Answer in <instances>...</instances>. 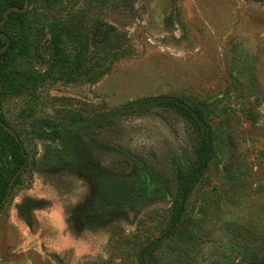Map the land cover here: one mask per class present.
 <instances>
[{
    "label": "rangeland",
    "instance_id": "rangeland-1",
    "mask_svg": "<svg viewBox=\"0 0 264 264\" xmlns=\"http://www.w3.org/2000/svg\"><path fill=\"white\" fill-rule=\"evenodd\" d=\"M25 19L10 76L46 73L52 28L69 55L87 39V67L105 71L0 96L28 157L0 207V264H258L264 0H29ZM110 31L114 45L91 52ZM160 95L184 97L204 123L158 104L120 111ZM203 130L209 161L172 219ZM10 156L0 145V185Z\"/></svg>",
    "mask_w": 264,
    "mask_h": 264
},
{
    "label": "trees",
    "instance_id": "trees-1",
    "mask_svg": "<svg viewBox=\"0 0 264 264\" xmlns=\"http://www.w3.org/2000/svg\"><path fill=\"white\" fill-rule=\"evenodd\" d=\"M23 5L24 0H0V20L3 18V12L9 6L22 7ZM26 15L27 10L24 12L10 10L7 19L0 24V47L3 46L6 42V37L1 35V33L6 34L10 40L8 47L1 52L0 56V83L2 85L0 96L10 87L17 89L19 92L27 91L28 89L29 91H31L32 89H35L38 84L41 83V80L46 77L53 79H58V77H60L65 79L66 75L67 80H76L78 77H80V75L87 74V79L95 80L96 77H99L100 74L105 71V69L95 70V67L99 66V63H97V61L93 62V64H90L92 68L87 67V53H90V50L87 47V39L82 43V49L78 51V54L75 53L74 55H69V52H67L64 46H62L63 39L61 36V31H57L55 28H52L50 30V38L47 41V56L45 54L38 55V57H42L41 61L48 63L46 73L42 75H34L32 71H28L20 74H18L19 72H17L18 75L16 74L10 76L9 71L7 70V66L11 62L16 60L17 57L24 56L28 49V39L21 40L19 36L20 30L24 29ZM16 30L17 32H14ZM112 35L113 33H111L110 31L108 37L105 36L102 38V40H99L97 38V42L94 44V48L91 50V52L97 51L95 53H98V50H101L109 45H111L112 47V45H114L111 44L112 40L114 39H112ZM78 40L79 39H77V41ZM72 43H74V41H72ZM107 68L108 66L106 67V69ZM55 72L59 73L60 76H53V73ZM154 104L162 105L168 108H175L176 111L186 116L189 120L198 123V126H200L201 123H204V114L202 113V111L190 106L188 101L180 95L179 97H168L160 95L153 98L143 99L142 101H133L127 104V106L124 105V107L120 111H122V113H131L136 110L145 109L146 107ZM3 119L4 118L0 114V120L6 124L5 120ZM105 119L107 122L111 121V117L109 116H107V118ZM95 126H99V124H96ZM44 127H50V129L53 130L51 124H47V126ZM83 131H87V129ZM0 145L8 148L11 152V156L9 157L10 166L8 167L9 176L8 178H6V180H3L0 185L1 199L6 193L8 182L11 176L24 162L25 157L24 153L21 151L17 134L16 136L12 135L9 131L3 128L1 124ZM209 151L210 145L208 142L207 133L203 130L200 137V143L197 147V164H193L186 171L178 169V171L180 172V174L178 175V179L182 180V184L180 185L179 192L177 194H172L174 198L172 203V219H174L176 215H180L184 200H186L188 193L198 181L200 174L209 161ZM18 179L19 176L15 179L14 184L18 182ZM258 264H264V258H262Z\"/></svg>",
    "mask_w": 264,
    "mask_h": 264
},
{
    "label": "water",
    "instance_id": "water-1",
    "mask_svg": "<svg viewBox=\"0 0 264 264\" xmlns=\"http://www.w3.org/2000/svg\"><path fill=\"white\" fill-rule=\"evenodd\" d=\"M28 6H29V0H24V5L22 7H17V6H9L8 8L5 9V11L3 12V18L0 20V24L3 23L7 17H8V13L10 10H15V11H18V12H24L28 9ZM1 35H3L4 37H6V42L3 46L0 47V56H1V52L6 49L9 45V38L7 37V35L1 33ZM1 88H2V85L0 83V91H1ZM0 124L1 126H3V128H5L7 131H9L12 135H15L16 136V133L15 131L8 125H6L3 121L0 120ZM19 145H20V148H21V151L24 153V162L17 168V170L13 173V175L11 176L9 182H8V186H7V190H6V193L5 195L0 199V206L7 200V198L9 197L11 191H12V187H13V184L15 182V179L19 176V174L22 172V170L26 167V163L28 161V157L24 151V148L21 144V142L19 141Z\"/></svg>",
    "mask_w": 264,
    "mask_h": 264
},
{
    "label": "crops",
    "instance_id": "crops-1",
    "mask_svg": "<svg viewBox=\"0 0 264 264\" xmlns=\"http://www.w3.org/2000/svg\"><path fill=\"white\" fill-rule=\"evenodd\" d=\"M0 250H2V249H0Z\"/></svg>",
    "mask_w": 264,
    "mask_h": 264
},
{
    "label": "flooded vegetation",
    "instance_id": "flooded-vegetation-1",
    "mask_svg": "<svg viewBox=\"0 0 264 264\" xmlns=\"http://www.w3.org/2000/svg\"><path fill=\"white\" fill-rule=\"evenodd\" d=\"M4 34V33H3ZM6 35V34H5Z\"/></svg>",
    "mask_w": 264,
    "mask_h": 264
}]
</instances>
